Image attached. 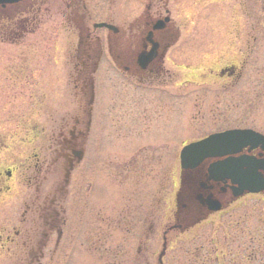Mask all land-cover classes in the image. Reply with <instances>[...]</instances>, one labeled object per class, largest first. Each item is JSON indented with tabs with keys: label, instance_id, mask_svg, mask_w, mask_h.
Here are the masks:
<instances>
[{
	"label": "rangeland",
	"instance_id": "1",
	"mask_svg": "<svg viewBox=\"0 0 264 264\" xmlns=\"http://www.w3.org/2000/svg\"><path fill=\"white\" fill-rule=\"evenodd\" d=\"M90 2L93 8L97 5L96 0ZM174 2L170 3L172 15L169 16L173 27L178 30V36L171 53L175 52L180 57L176 56V63L167 66L172 69L173 77L175 73L176 78H185L188 71L185 69L198 64L200 69L195 72L196 76L208 73L209 68L216 72L222 65L234 63L235 52L237 54L238 51L242 53L239 60H247L240 78L230 84L226 79H208V84H182L174 91L168 89L160 94L161 100L166 101V118L163 112L149 125L144 136L143 133L135 136L127 133L125 125L132 123L140 131L143 124L124 115V136L116 139L115 144L107 143V137L113 136L110 129L102 127L99 135L95 127L89 136L87 186L79 182L82 169L77 165L72 172L67 200L64 197L59 200L55 189H51L52 177L49 181L47 177L43 180L39 193L35 192L36 181L33 182L32 178L36 174L35 167H41L42 171L49 160L45 149L46 142L49 143L47 131L52 123L50 119L59 116L74 100L73 84L68 80L74 37L64 31L51 35L46 28L40 29L36 38H28L19 45H0V111L3 110L0 112V145L5 146L0 150V186L1 189L6 188L0 195V237L10 240L0 247V264H29L24 261L28 255L27 248L30 244L34 245L35 241L30 243L31 234L36 229L35 225H40V222L33 224L35 222L32 221L36 220L37 210L46 215L44 209L47 203H43L46 195L60 202L64 200V213L58 212V218L66 224L57 247H53L55 235L50 238L41 264H156L161 248V227L173 222L169 206L177 170L174 152L178 149L176 144L179 140L200 138L219 129L237 127L264 133V39L259 37L254 40L253 37L257 35V23L261 22L264 26L261 0ZM54 6V12L50 10L48 15L53 12L51 19L55 28L58 29V25L69 27L61 13L64 11L63 0H56ZM118 11L115 9V14ZM96 12L92 9V13ZM262 14V21L258 20ZM109 18L125 29L126 20H118L116 16ZM95 19L102 20L98 15ZM105 34L104 31L97 33L102 38ZM53 49L56 51L53 52ZM248 50L250 52L244 55ZM65 52H68L69 58L64 59ZM133 87L136 85L130 79L111 75L102 68L98 70L95 75L94 111L101 123L102 112H111L112 103L115 102L114 108L119 110L121 103L127 108L130 95L137 93L143 96L138 93L140 90ZM147 94L152 97L154 93L150 91ZM157 100L158 97L154 103L157 104ZM54 110L56 112L53 113ZM147 141L167 143L168 147L163 146L159 151L165 159L161 167L152 164L149 174L145 173L138 179L122 177L119 170L121 162L114 157L123 158L135 146ZM96 147L98 151H95ZM108 151L110 153L103 154L101 159L102 153ZM96 158L102 161L107 181H100L102 175L97 170ZM6 171L11 172L10 178L5 176ZM37 175L42 176L43 172ZM58 177L60 180L61 175ZM112 183L121 187H118L119 192L112 189ZM160 184L164 185L161 191ZM36 197H39L38 201ZM24 204L28 206L26 215L23 214ZM145 221L155 223V235L147 244L139 239ZM260 221H263L261 226ZM257 227L264 229V199L248 197L229 213L212 217L207 225L181 234L178 241H173L175 235H168L167 244L173 247L166 251L163 263L194 264L208 254L219 264H223L222 260L227 264L240 249L256 247L255 239L247 237V234L248 230L255 234ZM25 231L29 234L26 235ZM14 232L19 235L15 236ZM199 246L203 249L200 250ZM214 251L213 256L211 252ZM223 253L226 254L224 258L221 257ZM262 253L264 255V246ZM236 264H255V261L247 259L242 251Z\"/></svg>",
	"mask_w": 264,
	"mask_h": 264
},
{
	"label": "flooded vegetation",
	"instance_id": "2",
	"mask_svg": "<svg viewBox=\"0 0 264 264\" xmlns=\"http://www.w3.org/2000/svg\"><path fill=\"white\" fill-rule=\"evenodd\" d=\"M49 1L46 0L45 3H42L44 7L40 11L37 6H34L37 4L36 0L30 2L21 1L0 6V39L16 38V41L10 42L18 43L24 38L26 33H40L38 30L39 26L42 29L47 28L46 30L49 33L53 32L55 24L51 16L55 10L54 2L56 0H51V3ZM90 1L75 0L73 2V0H63L64 11H61V13L63 12V16L69 23L70 28L63 27L62 31L72 35L75 40L70 63L75 72V77L72 79V82L75 86L74 88H77L75 93L77 105L68 111H63L59 119L52 120V127L48 132L49 144L47 147V158L49 157V160L47 163L45 161L47 165L42 171L41 167H35L34 172L36 174L32 178L33 182L36 181L35 192L39 193L43 180L47 177L49 181V177H52L50 187L51 189H55L56 195H59V200L63 197L67 200L70 193L68 188L70 189L72 172L75 171L77 165L82 169L79 172V182L83 186H87L86 162L89 158V136L92 135L95 127L97 129L96 134H99L102 127L110 129L113 136L107 137V143L115 144L117 142L116 139L124 136V132H122L124 127L122 117L124 115L125 118H135L136 122L143 124L140 131L132 123L125 125L127 133L133 136L143 133L142 135L144 136L146 135L145 132L148 133L149 125L156 118H160L163 112V116L165 118L167 116V110L165 109L166 101L161 100L160 94L167 92L168 89L174 91L182 84H208V79L210 81L226 79L229 84L235 83L240 78V74L247 63L246 59L239 60L242 53H238L237 51V54L235 52L234 63L224 64L216 72L209 68L208 73H199L197 76L195 72H199V64L194 67H187L185 70L188 71L185 73V78L180 80L175 77V73L173 77V73H171L172 69L167 67L168 64L176 63V56L180 57L175 52L173 54L171 53L172 48L177 44L178 36V30L175 26L173 27L172 19L169 16V14L172 15L170 3H175V0H96L95 4H97L96 6L98 8L95 5L93 8ZM178 6L179 2L176 4V7ZM91 8L97 11L96 14L92 13ZM115 9H119L116 14ZM50 10H53V12L48 15ZM35 11L38 13L37 17H39V20L35 24L34 29H27V27H31L27 23L32 21L30 17L36 13ZM133 12L139 13L133 14ZM95 15L101 17L102 20L99 21L113 24L114 29H92L91 21L96 20ZM113 16L118 17V20L127 21L125 29L120 24L113 23V20L109 18ZM24 30L25 32L22 34L21 32ZM98 31H104L106 33L104 38L97 35ZM67 50L69 52V46ZM68 52H65L64 59L68 58ZM249 52L250 50L245 52L244 55ZM234 64H238V66ZM100 68L111 72V75H116L119 78L130 79V82L136 85L133 89H138L140 90L138 93L141 92L143 94V96H139L137 93L130 95L127 108L126 105L124 106L121 103L119 110L118 108H114L115 102L113 104L111 101V112H102V123L94 111L95 75ZM156 90L158 91L157 93ZM150 91L154 93L152 97L149 96L150 93L147 94ZM170 93L172 94V92ZM156 97H158L157 104L154 103ZM112 100L114 99L112 98ZM150 106H155V108L151 109ZM230 129H238V127ZM230 129H219L200 138L191 140H182L181 138L176 144L178 149H176L174 155L177 162V170L173 178V199L169 206V209L172 210L173 222L161 227V248L157 254L156 264H163L166 251L172 249L167 244L168 235H175L176 237H174L173 241H178L181 234L207 225V222L212 217L229 213L237 204L248 197L264 199V192L258 194H243L235 198L232 195V188L235 186L232 185L229 178L224 177L213 180L208 177V168L210 165L229 158L246 157L254 162L255 173L264 179V145L246 146L232 155L205 158L192 169H183L180 167L179 151L182 147L193 142H198L210 134L222 133ZM247 129L240 128V130ZM258 133L264 136V133ZM93 137L95 138V136ZM163 146L168 147L166 142L153 143L147 141L135 146L123 158H119L115 154L116 157L114 158L121 162V167L119 168L121 176L127 179H138L144 177L145 173L149 174V168L152 164H157L161 167L165 159L164 157L162 158L159 151ZM4 147V144L3 146L0 145V150L2 151ZM95 151H98L97 147ZM109 153V151L102 153L101 159L103 158V154L107 155ZM43 163L44 161H42ZM96 165L97 170L102 175L100 181H107L104 175V169L102 168V161L96 158ZM41 172H43V176L37 175V173L39 174ZM58 175H61L60 180ZM1 176L2 173H0ZM5 176L10 178L11 172L6 171ZM115 176H119V174L115 173ZM143 181L146 182L145 179ZM92 185L93 183L91 182ZM111 186L112 189L115 188L118 192L119 188H121L119 186V188L116 187L113 183ZM163 186L161 184L159 185L160 191ZM3 188L5 187L1 189L0 186V195ZM57 191H61L62 193L59 194ZM120 198L122 203L123 199L121 195ZM35 199L38 201L39 197ZM63 201L60 202L50 197V195H46L43 198V203H47L44 209L46 211L44 214L46 215H42L37 210L35 214L36 220L32 221L35 222L33 224L40 222V225L38 227L35 225L36 229L31 234L30 243L35 241L34 245L30 244L27 248L28 255L24 261L29 262V264H33L34 262L41 264L40 261L43 258L45 247L53 234L55 235V245L53 244V247H57L63 232L62 228L66 224L58 218V212L64 213ZM213 206H218L220 208L219 211L211 212L209 207ZM150 208L151 206L148 209ZM27 211L28 206L24 204L23 214L26 215ZM154 226L155 223L152 224L145 221L144 226H142L143 228L141 227L142 231L139 234V239L147 244V241L151 240L152 236L155 235L153 230ZM14 234L15 236L19 235L17 232H14ZM25 234L28 235V231H25ZM9 241L7 237L3 240L0 237V247ZM162 249L164 253L160 258ZM242 251L243 254L245 253L244 250L240 249L238 252L239 257ZM255 260H258L255 264L262 263L260 257H256Z\"/></svg>",
	"mask_w": 264,
	"mask_h": 264
},
{
	"label": "water",
	"instance_id": "3",
	"mask_svg": "<svg viewBox=\"0 0 264 264\" xmlns=\"http://www.w3.org/2000/svg\"><path fill=\"white\" fill-rule=\"evenodd\" d=\"M22 0H0V6L17 3ZM113 30L105 24L95 25ZM264 145V136L252 130H230L209 137L197 143L185 146L180 152V166L192 169L205 158L232 155L246 146ZM209 179L229 178L232 185V195L241 196L243 193H260L264 191V179L255 173V164L246 157L229 158L212 164L208 168ZM211 211L219 210L218 206L209 207Z\"/></svg>",
	"mask_w": 264,
	"mask_h": 264
},
{
	"label": "trees",
	"instance_id": "4",
	"mask_svg": "<svg viewBox=\"0 0 264 264\" xmlns=\"http://www.w3.org/2000/svg\"><path fill=\"white\" fill-rule=\"evenodd\" d=\"M36 6L39 9V11L42 10L43 5L40 2ZM260 10H262V12L264 14V0H261V8H260ZM35 12L36 13H34L33 16L30 17L32 21H29L27 23L28 25H31V27H27V29H34L35 26H36L35 24L39 20V17H37L38 13H37V11H35ZM263 14L261 15V18H258V20L261 19V21H262V19L264 18V17L262 18ZM263 27H264L263 24L261 22H259L256 25L255 31H257L258 37L264 39V29H263ZM25 30H26V26H25ZM25 30L22 31L21 33L23 34L25 32ZM8 40L9 41H16V38H11V39H8ZM261 225H263V221H260V226ZM227 229L231 230V228H229V227ZM234 230H237V229H234ZM239 230H243V229L240 228ZM247 235H248L247 237H251V238L255 239L257 245H256V247H250L249 249H246V248L242 249V250L246 249L245 250L246 258L247 259H253V261H255V263H256V262H258V260H255V258L256 257H260V258H262V263L261 264H264V255L262 253L263 246H264V229L261 230V227H257L256 231H255V234H251L250 230H248V234ZM209 239L214 240V238H212V237H210ZM199 249L202 250L203 247L199 246ZM194 253H196V252H194ZM211 253H213V256H214L215 251L211 252ZM225 255L226 254L221 255V257L224 258ZM233 256H234V258L233 259H229V261H227V264H236V262L238 260V257H239L238 253L234 254ZM222 263L226 264V261L222 260ZM194 264H219V263H218V260H216L215 258H210L208 254H206V255L204 254Z\"/></svg>",
	"mask_w": 264,
	"mask_h": 264
}]
</instances>
